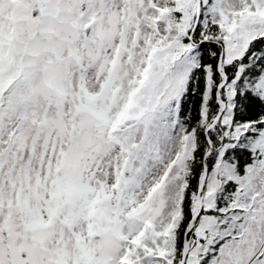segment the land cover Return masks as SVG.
Here are the masks:
<instances>
[{
    "label": "snow or ice",
    "instance_id": "obj_1",
    "mask_svg": "<svg viewBox=\"0 0 264 264\" xmlns=\"http://www.w3.org/2000/svg\"><path fill=\"white\" fill-rule=\"evenodd\" d=\"M0 264H264V0H0Z\"/></svg>",
    "mask_w": 264,
    "mask_h": 264
}]
</instances>
